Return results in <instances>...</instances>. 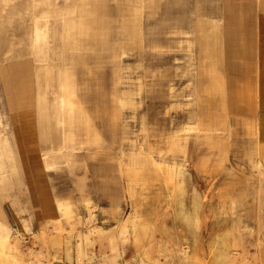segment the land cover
Masks as SVG:
<instances>
[{"label": "rangeland", "instance_id": "rangeland-1", "mask_svg": "<svg viewBox=\"0 0 264 264\" xmlns=\"http://www.w3.org/2000/svg\"><path fill=\"white\" fill-rule=\"evenodd\" d=\"M74 2L82 8L84 26L94 29L86 33L109 34L111 21L106 0ZM231 3L235 11L240 9L246 14L244 28L249 50L245 60L250 67L247 75H255L257 46L259 84L263 89L254 77L234 79L233 88L227 93V131L216 134L210 145L197 147L190 142L186 148L190 161L187 164L180 152L169 147L167 139L173 131L195 121L196 103L189 95V78L182 72L186 54L177 38L167 39L166 32L173 26L204 30L213 25L212 20L197 15L199 12L217 20L220 39L225 42L224 49L218 48L219 54L222 53L220 69L226 75L232 67L231 54L236 57L240 53L231 41V36L236 34L234 23L242 22L239 13L235 17L226 11V1L151 0L140 9L144 27L142 47H126L115 62L107 58L99 64L92 80L100 85L98 123L103 130L104 144L109 147L105 152L110 157L84 156L88 176L84 192L75 184V178L84 169L72 170L63 160L50 162L51 158L44 155L47 143L38 137L33 68L30 62H20L19 58L29 47L35 29L33 16L21 20L20 15L32 12L34 7L25 2L15 14L0 16V149L3 153L0 178L7 181L0 183V222L10 229V243L24 255L27 247L43 251L45 257L39 258V264L51 258L55 264H101L104 260L91 245L84 248L78 263L79 232H85L84 226L92 224L115 225L122 217L138 211L148 229L142 246L132 251L135 264H264V0H231ZM138 31L134 33L137 39L142 34V30ZM79 34L88 39L85 34ZM116 34L114 30L113 37ZM154 44L163 45L164 49L155 51ZM89 63L95 64L93 59ZM115 67L121 75L118 91L130 90L137 103L119 109L120 128L111 134L107 121ZM76 77H82L80 72ZM91 107L89 103L88 108ZM16 144H22L23 151H17ZM71 150L85 154V149L78 148L77 144ZM139 150L183 171L186 177L180 188L165 184L160 176L150 175L148 179H139L132 186L131 195L127 194L117 159H125ZM207 153L212 158L209 163H203L201 158ZM105 174H114L116 179L100 178ZM85 193L92 201L94 214L89 221L85 220L88 212L81 206V196ZM14 200L23 210L19 214ZM65 200L72 203L70 216L64 215L61 209ZM45 204L50 207V216L36 213L26 224L22 218L33 215V206ZM76 217L82 223H76ZM50 218L57 219L59 229H47L52 241L43 243L31 232L51 226ZM21 222L26 227L32 223V231L24 229ZM90 238L99 245L97 234ZM6 239V234L0 232V242ZM104 250L106 255H111L109 248ZM119 260L123 262L122 258Z\"/></svg>", "mask_w": 264, "mask_h": 264}, {"label": "bare ground", "instance_id": "bare-ground-1", "mask_svg": "<svg viewBox=\"0 0 264 264\" xmlns=\"http://www.w3.org/2000/svg\"><path fill=\"white\" fill-rule=\"evenodd\" d=\"M56 1L58 0H0V16L15 14L19 6L25 2L31 3L35 8L40 2L53 4ZM221 1L227 2L226 11L232 12L235 17H237L238 13L240 14L238 18L243 24L242 41L246 53L249 50L246 43V30L244 28L246 14H243L240 9L235 11L231 0ZM197 15L204 16L214 22L204 34V49L206 53L216 38L218 21L207 17L201 12L197 13ZM66 19L65 14H61L58 17L50 18L44 16L43 24L41 25L36 21L30 45L23 55L26 58L33 57L36 53L42 55L43 61L35 62L32 70L35 86L34 107L38 137L42 142L47 143L44 155H46L45 157H49L48 159L51 158L50 162L52 163L63 160L72 170L77 168L84 169L83 174L75 178L77 189L84 192L85 180L88 177L84 166L86 157L88 158L93 155H107L110 157V154L105 152V149H109V147L104 144L103 130L98 123V119L100 118L98 104V100L101 98L100 85L98 81L93 83L92 80L97 68L100 67L99 64L105 62L107 58L115 62L119 58L120 51H123L126 47L141 48L144 39V28L142 34L140 33L139 35V39H137L128 21L119 16L112 17L108 48L91 49L87 47V40L76 30L68 26ZM171 28V30L166 32L169 35L167 39L169 37L173 39L177 38L178 45L183 48L186 54V61L182 72L185 77L189 78L191 85V93L189 95L195 99L196 107L194 108V112L196 119L194 122L173 131L169 135L167 142L169 147L174 151L180 152L183 155L184 161L189 164L190 161L187 159L188 154L186 151L188 144L192 142L197 147L200 144L210 145L216 134L227 131L229 115L224 108L220 110H213L211 108L212 95L222 90L220 73L213 64L208 70L209 82L202 89L199 90L198 88L199 69L195 59L197 57L196 52L200 37L197 31L193 26L188 30L180 29L178 26ZM114 30H117L116 38L113 37ZM152 48L155 51H162L164 46L154 44ZM254 51L256 55L253 65V68L256 69H254V78L260 89H263L259 84L260 65L258 63L260 59L259 54H257V46ZM91 59L95 63L93 66L89 63ZM248 62H246V65L250 68ZM252 62L250 61V63ZM78 72L82 75L80 79L76 77ZM120 76L118 68L115 67L111 78L112 90L109 93L110 106L107 121V130L111 134L117 133L120 128L119 109L124 105L130 104L134 106L137 103L130 90L122 93L118 91ZM139 89L140 86L138 85ZM259 93H261V90ZM89 103L92 104L91 108H88ZM188 115L191 117L190 112ZM182 138H184V142ZM73 144H77V147L80 149H85V154L82 156V153L73 152L71 150ZM0 147L2 148V145ZM210 151L207 150V152ZM1 153L0 149V156ZM210 153L202 156L201 160L203 163H209L212 158ZM117 161L119 173L125 178V191L129 195H131L132 186L139 179H148L150 175L160 176L165 184L170 183L176 188H180V183H183L186 177V174L179 168L158 162L151 157L149 152L144 153L141 150L127 156L125 159H117ZM100 178L111 181L115 180L116 176L114 174H105ZM91 202L87 193L81 196V206L88 212V216L85 218L88 221L94 217ZM71 204V202L65 200L61 205L64 215L70 216L72 212ZM35 212H41L50 216V207L48 204H45L43 207L36 206ZM110 212H112V209ZM76 218V223H82L80 217ZM56 220L50 218L48 223L51 226L41 228L37 232L32 231V227L29 226L23 228L31 230V233L37 239L45 243L48 240L52 241V238L49 237L50 232H47V229H59ZM84 227L85 232H79L78 263H80L81 256L84 255V248H88L91 245L95 249H98L99 257L104 260L103 262L101 261V264H135L132 251L134 248L142 246V238L148 229L147 224L139 218L138 211H135L132 215L122 217L115 225L103 227L100 225L93 226L92 224L89 227ZM77 229L79 228L77 227ZM0 232L7 236L6 241L0 242V264H39V258L45 257L43 251L36 252L32 246L27 247L26 258L15 244L10 243L12 241H9L10 229L2 222H0ZM94 234H97L100 238L99 245H95L94 241L90 238ZM53 242L55 243V241ZM106 247L109 248L111 255L105 254L104 249ZM119 258H122L123 262ZM54 260L53 258L48 259L45 264H55Z\"/></svg>", "mask_w": 264, "mask_h": 264}, {"label": "crops", "instance_id": "crops-1", "mask_svg": "<svg viewBox=\"0 0 264 264\" xmlns=\"http://www.w3.org/2000/svg\"><path fill=\"white\" fill-rule=\"evenodd\" d=\"M106 6L109 9V15H110V21L112 17H121L122 19L126 20L129 22L131 25L132 31L135 33L139 32L138 30L143 31V22L141 23V12L140 9L144 8V6L148 5V3L151 0L147 1H141V0H106ZM78 4V3H77ZM80 11V12H79ZM80 13V14H79ZM143 13V11H142ZM61 14H65V17L67 18V23L68 26L74 30H76L79 33L85 34L87 39V47L91 49H106L108 48L109 41H110V36L109 34L106 33H98V34H92V33H86L89 31H94V29H88L84 24V19L81 17L82 14V8L78 7V5H75L74 0H58L55 3H46V2H40L30 13H24L20 15V19L22 20L23 18L28 19L30 16H33L34 19L32 20L33 27H35L36 21L39 23V25L43 24V17L45 16L46 18L50 17H58ZM13 19L17 18L19 19V16H12ZM126 22V24H128ZM245 24V23H244ZM234 25L236 27L233 28V30L236 31L235 36H231L232 43H236L238 48L240 49V53L235 57L234 54L230 56L232 60V67L230 72L226 75H224L220 69V59L222 53L219 54L218 48L224 49V40L220 39L219 36V30L217 29L216 32V38L214 40L213 45L209 48L208 52L205 53V32L208 29L200 30L198 28H195L199 35V45L197 48V57L195 59L196 63L198 64V69H199V78H198V88L199 90L202 89L208 82H209V74L208 70L210 66L213 64L216 68V70L219 71L220 73V83L222 85V90L215 94L212 95L211 97V108L213 110L217 109H222L226 112L229 110L228 106V89L230 90L233 88L234 84V79L238 78H243V79H250L251 77L254 76H249L247 75V65H246V60H245V46L242 41V29H243V24L240 23L239 21L235 22ZM139 26V27H138ZM220 27V24L218 28ZM140 28V29H139ZM111 29V22H110V28ZM34 30V29H33ZM139 34V33H138ZM31 41V39H30ZM226 41V40H225ZM30 45V42H29ZM221 51V50H220ZM218 52V53H216ZM9 58V57H7ZM20 62H30L32 67L35 62H42V55L40 53H36L35 56L26 58L24 55H19ZM18 58V59H19ZM2 60V58H0ZM5 61V60H4ZM231 76V77H230ZM233 80V81H232ZM17 145V151H23L21 149L22 144H16ZM85 169H86V163H84ZM87 170V169H86ZM0 183L4 184L7 183V181H4V179L0 178ZM13 203L19 207V203L17 200H14ZM35 208L33 206L32 214H28L27 218H22L26 221V224L29 223L30 220H32L33 216L36 214ZM1 210V209H0ZM17 213L19 214L20 211H23L20 207L18 210H16ZM26 211L28 213V208H26ZM23 227H26L25 222H21ZM29 227H32V223L30 224Z\"/></svg>", "mask_w": 264, "mask_h": 264}]
</instances>
